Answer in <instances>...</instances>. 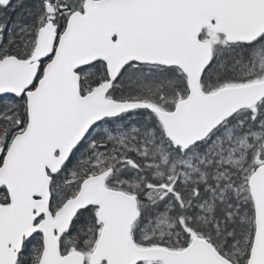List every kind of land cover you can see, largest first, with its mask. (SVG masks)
I'll use <instances>...</instances> for the list:
<instances>
[{
    "label": "snow or ice",
    "instance_id": "snow-or-ice-1",
    "mask_svg": "<svg viewBox=\"0 0 264 264\" xmlns=\"http://www.w3.org/2000/svg\"><path fill=\"white\" fill-rule=\"evenodd\" d=\"M0 264H264V0H0Z\"/></svg>",
    "mask_w": 264,
    "mask_h": 264
}]
</instances>
